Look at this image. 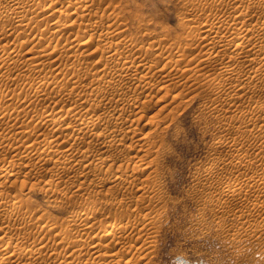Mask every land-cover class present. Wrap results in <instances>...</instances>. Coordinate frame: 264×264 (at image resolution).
Here are the masks:
<instances>
[{"label": "rangeland", "instance_id": "rangeland-1", "mask_svg": "<svg viewBox=\"0 0 264 264\" xmlns=\"http://www.w3.org/2000/svg\"><path fill=\"white\" fill-rule=\"evenodd\" d=\"M75 1L58 0L51 8L29 0L24 18L32 24L23 30L15 25L12 1L0 2V114H18L0 120V137L9 132L0 144V170H10L0 177V264H86L93 256L80 245L89 247L91 235L105 234L115 222L121 230L103 246L139 264H264V202L254 204L264 184H241L264 175V68L252 67L245 54L234 62L236 49L228 45L210 55L211 39L201 32L207 16L229 15L225 6L232 1L88 0L86 8ZM88 27L97 31L86 35ZM106 30L117 34L115 48L135 65L140 58L147 63L103 92L99 114L115 109L117 115L123 105L107 103L113 97L136 102L110 123L108 133L118 130L110 149L101 147L103 137L85 136L75 145L79 154L89 141L99 143L93 159L105 151L111 160L82 165L27 158L24 145L37 140L24 142L21 131L40 114L43 121L70 107L54 95L56 85L73 87L82 79L83 88L66 96L71 101L95 91L89 84L105 67ZM80 40L90 46L69 48ZM40 49L45 67L32 60ZM78 58L93 65L74 69ZM231 67L236 71L227 73ZM47 74L58 82L40 95ZM50 129L43 125L39 133ZM120 172L137 177L124 185L96 182ZM232 181L238 194L225 208L221 189ZM72 212L94 228L83 230Z\"/></svg>", "mask_w": 264, "mask_h": 264}, {"label": "bare ground", "instance_id": "bare-ground-1", "mask_svg": "<svg viewBox=\"0 0 264 264\" xmlns=\"http://www.w3.org/2000/svg\"><path fill=\"white\" fill-rule=\"evenodd\" d=\"M2 1H12L11 11L12 14L16 17H19L16 20V27L19 26L23 29H28L31 27L32 21H25L26 10L30 7L29 0H0ZM42 4L49 3V6L52 8L53 4L58 0H40ZM72 2V0H63ZM230 5H226L225 7H229L231 9V13L227 16L222 15H209L205 18V24L202 27L201 32L203 33V38H210L209 41V54L211 55L215 50L220 48L221 46L228 45L230 47H234L236 49V54L234 56V62L238 61L239 58L245 54L249 57V62L252 67H256L258 69L264 68V0H231ZM75 3L81 4L82 8H86L89 5L88 0H78ZM230 3V2H229ZM8 12V11H7ZM190 20V19H189ZM34 24V23H33ZM59 25V23H57ZM31 29V28H30ZM96 27H88L85 30L86 35H91L93 32H96ZM107 31V30H106ZM110 36H108V40L106 42V46L103 49L106 52L105 55V67L96 74V76L92 79L89 87L92 90H95L91 93H78V98L74 101L68 100L66 96L74 91L76 87H82V79L74 80L73 87H65L60 85L59 88L57 85L54 87V95H59L60 99H64V104L70 106L68 109L64 111L58 112H49L45 114V118L42 119V114L35 118L36 123L33 127L22 130L21 132L25 136V141L37 140L34 144H28L25 146L26 157L31 159L36 158L35 161H43L47 158L56 161L61 159H66L69 163H76L87 165L92 161L95 162L96 165H102L111 160L110 156H106V152L102 151L99 155L93 159L92 151L96 148L95 146L101 143V147L110 149L114 140L117 136V129H113L112 132L108 133V129L110 123L113 121L115 123L118 120L124 118L125 109L128 104H135L136 102H124L121 101V98H111L109 102L110 104H121L122 107L120 111H118L117 115H115V109L110 110L105 114H99L98 110L102 106L103 102V92L115 85H119L125 78L126 75L131 74L129 70L133 66H137L138 68H143L147 66V63L143 58L137 60L138 65H135L136 61L131 59L129 55H124L122 51H119L115 48L116 41L115 38L117 36L116 33H110L107 31ZM114 39V40H113ZM82 46H90V43L86 40H80L78 42L73 43L69 48L82 47ZM38 51L33 55L32 60L36 61V67H45L46 63L41 59L44 52ZM44 51V49H43ZM261 52V53H259ZM260 56V57H259ZM211 58L209 57L207 62L209 63ZM87 65L91 67L93 64L80 58L76 59L73 62V68L77 69ZM121 70L122 73H119L118 79L110 80L109 84L105 87H101L98 85L101 80H108L110 77H114V74ZM227 73H234L236 71L235 67L226 68ZM147 74H143L142 77H146ZM52 79V81L50 80ZM53 83L57 84L58 78L53 75L47 74L43 77L42 81L38 84L40 95H45L46 85ZM47 95V94H46ZM140 112V110L138 111ZM254 114V111L251 112ZM18 114H8L2 115L0 114V120L4 118H16ZM44 116V114H43ZM45 126H50V131H43L39 133L40 128ZM70 132L71 137L70 140L65 139V134ZM9 132L0 137V144L3 143L4 139L8 137ZM37 135L38 139H33V136ZM85 136L93 137L94 139L105 138L102 142L96 143L89 141L88 146L83 149L79 154H74L75 145ZM110 136V139H106ZM54 147H58L55 148ZM95 147V148H94ZM20 149V146L13 147L14 151ZM12 150V149H11ZM10 150V151H11ZM12 150V151H13ZM260 151L262 149H259ZM11 151V152H12ZM145 151L144 148H141L139 151V155H141ZM213 167L208 166V172H212ZM10 174L9 169H1L0 177L7 178ZM262 174V173H261ZM254 175L248 177L246 182L242 181L243 186L249 187H260V184H264V175ZM258 176V178H257ZM129 174L126 172L120 173H110L105 177H98L96 179L97 184L106 185L107 182L111 181L115 184H123L130 179ZM137 177V176H136ZM132 177V178H136ZM140 178V176H139ZM138 178V179H139ZM142 179V178H141ZM140 179V180H141ZM131 180V179H130ZM245 180V179H244ZM131 181H135L134 179ZM230 183L231 185H227L222 187L221 189V205L226 208V204L234 197L237 196L238 191L236 189V185L234 181ZM239 182V181H238ZM130 183V182H129ZM244 183V184H243ZM124 185V184H123ZM264 188V187H263ZM258 189V188H256ZM144 190V189H143ZM252 190V189H251ZM145 191V190H144ZM255 189L252 191L254 192ZM257 191V190H256ZM261 193H257L258 196L255 199L254 204L258 205L261 202H264V190H260ZM255 194V193H254ZM71 217L81 219L82 229H92L94 226L89 224V221H85L87 218H81V214L79 212H72ZM91 225V226H90ZM68 229L74 230L72 227H68ZM105 230L107 232L105 234L99 235H91L92 241L89 247L86 244H81L79 247V251L82 252L84 249H88L93 259L86 264H115L117 261L124 260L125 264H139L138 260L132 261L130 258L125 257L123 254L114 253L110 250L105 249L103 246L106 238H115L117 237L116 233L121 230L120 223H108L106 224ZM83 234H88V231H84ZM89 237V236H87ZM86 237V238H87ZM9 245H4L1 249V252L6 254L9 252ZM79 264H82L81 262Z\"/></svg>", "mask_w": 264, "mask_h": 264}]
</instances>
